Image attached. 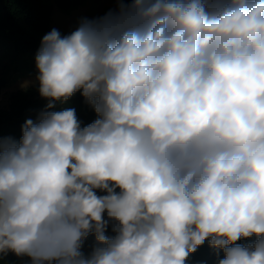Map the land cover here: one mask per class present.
Listing matches in <instances>:
<instances>
[{
	"label": "clouds",
	"instance_id": "clouds-1",
	"mask_svg": "<svg viewBox=\"0 0 264 264\" xmlns=\"http://www.w3.org/2000/svg\"><path fill=\"white\" fill-rule=\"evenodd\" d=\"M115 2L42 37L48 103L0 135V260L264 264V0ZM77 92L86 126L56 110Z\"/></svg>",
	"mask_w": 264,
	"mask_h": 264
},
{
	"label": "trees",
	"instance_id": "trees-1",
	"mask_svg": "<svg viewBox=\"0 0 264 264\" xmlns=\"http://www.w3.org/2000/svg\"><path fill=\"white\" fill-rule=\"evenodd\" d=\"M43 1L0 0V92L5 88L10 74L18 71L23 59L35 60L39 45L28 31L47 30L50 10ZM51 1L63 7L79 2V0ZM37 88L38 85L11 93L7 107L0 108V135L19 139L25 121L29 118L35 120L38 113L44 109L48 101L40 97ZM68 107L75 108L82 126H86L97 118L80 92L75 93L67 102L56 104V110ZM108 234H112L110 230ZM255 239L252 237L238 243L248 244ZM93 244L94 237H89L83 249L86 254L91 251ZM218 258H223V252L217 257L216 251L205 241L195 253L189 255L186 264H217ZM0 264H29V258H20L9 253L0 260Z\"/></svg>",
	"mask_w": 264,
	"mask_h": 264
},
{
	"label": "rangeland",
	"instance_id": "rangeland-1",
	"mask_svg": "<svg viewBox=\"0 0 264 264\" xmlns=\"http://www.w3.org/2000/svg\"><path fill=\"white\" fill-rule=\"evenodd\" d=\"M43 4L50 10V21L47 30L28 31L39 47L42 37L53 28L58 29L62 35H66L76 29L82 18L102 17L109 10L118 7L115 0H79L77 4L68 7L59 6L51 0H44ZM36 75L35 60L23 59L18 71L10 74L5 88L0 92V108L7 107L11 93L38 85L35 81Z\"/></svg>",
	"mask_w": 264,
	"mask_h": 264
}]
</instances>
